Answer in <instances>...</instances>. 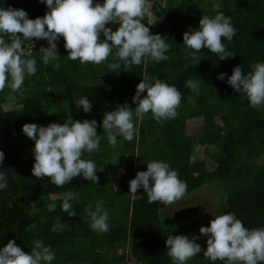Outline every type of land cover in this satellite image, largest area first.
Segmentation results:
<instances>
[{"label": "trees", "instance_id": "1", "mask_svg": "<svg viewBox=\"0 0 264 264\" xmlns=\"http://www.w3.org/2000/svg\"><path fill=\"white\" fill-rule=\"evenodd\" d=\"M103 2L94 0V4ZM148 2L152 3L153 23L149 27L147 15L141 22L150 28L151 35L159 34L171 45L165 53L169 59L156 62L145 57L141 65L127 72L120 61L118 72L109 71L108 63L117 62L115 49L101 65L81 64L67 57L65 41L60 37L59 69L52 61L45 65L43 53L34 48L31 58L36 60V74H25L22 91L13 94L6 87L0 92V151L5 154L0 172L7 182V187L0 189V248L15 239L18 246L31 253L34 241L40 240L55 254L51 264H126L128 260L137 264H174L167 254L168 236H199L195 243L202 251L187 264H223L203 256L209 237L201 235L200 228L210 226L212 218H202L201 212L165 215L163 212L171 205L150 204L142 186L135 194L130 192L129 182L138 172L147 171V163L152 161L168 163L178 172L179 179L187 184L185 196L217 183L225 196L217 209L219 215L234 213L249 230L264 228V106L252 108L246 94L237 93L227 83L236 66L240 65L247 75L254 64L264 63V0ZM223 4L231 14L236 34L231 42L226 38L222 42L235 57L221 60L207 48L193 57L183 46L184 33L199 30L202 16L214 18L222 12ZM8 6L25 10L30 19L42 18L49 11L40 0H0V7ZM106 27L115 31L119 22ZM100 38L105 37L101 34ZM37 42L49 46L46 40ZM221 73L225 74L223 80L218 79ZM145 78L151 83L160 79L177 88L182 94L177 116L158 123L149 112L143 120L134 119L138 128L134 139L129 142L118 135L112 147L102 127L104 114L125 103L134 110L137 105L132 97ZM190 79L199 83L198 92L185 86ZM10 94L15 100L7 99ZM146 95L147 91L141 98ZM80 98L92 103L90 112L75 106ZM70 117L98 123L99 149L91 154L84 152L81 157L94 161L98 179L86 180L81 175L57 187L50 178L32 176L35 158L30 150L35 142L23 133L22 127L27 123L63 125ZM197 117L203 119L201 146L221 143L220 153L213 156L205 147L204 155L194 158L186 121ZM135 142V150L123 148ZM116 149L122 152L118 164ZM209 159L215 160L212 169L206 165ZM69 191L75 196L72 204L76 216H69L60 207L61 194ZM97 202L108 213L106 233L93 231L84 211L89 204L95 210ZM191 218H196L194 223L182 224ZM58 221L65 223L64 228L53 232Z\"/></svg>", "mask_w": 264, "mask_h": 264}, {"label": "clouds", "instance_id": "2", "mask_svg": "<svg viewBox=\"0 0 264 264\" xmlns=\"http://www.w3.org/2000/svg\"><path fill=\"white\" fill-rule=\"evenodd\" d=\"M45 3L49 11L44 17L30 19L23 9L8 6L0 7V92L7 87L11 93L22 91L25 74H36V60L31 58L30 51L26 52L25 42L46 40L48 47L41 46L43 62L47 65L55 62L59 69L60 55L57 41L63 37L64 47L68 51L70 60H79L81 64L92 63L101 65L108 60L115 49V63H108L109 71L120 69L123 62L125 72L133 66H139L143 58L150 57L156 62L167 60L165 55L171 45L166 43L161 35H151L150 28L141 21L146 14L150 15L148 0H104L103 4L94 0H40ZM119 22L115 31L106 27L109 23ZM101 34L105 37L101 40ZM236 29L231 24V18L219 12L214 18L202 16L199 30H189L183 35V46L193 57L202 49L207 48L219 56L221 60L235 57L228 51L222 38L232 41ZM5 36L8 39H5ZM35 38V40L33 39ZM253 71L245 75L242 67L236 66L227 83L237 93L246 94L250 106L258 109L264 106V63H256ZM119 74V73H118ZM10 77V79H9ZM221 73L218 79L223 80ZM187 88L199 91L196 80L186 81ZM147 95L141 98V94ZM7 99L15 100L10 94ZM137 105L133 110L125 103L111 112L104 114L102 127L107 133L109 144L115 147L117 136L122 135L131 142L138 133L134 119L143 120L151 112L159 123L177 116V109L182 100V94L175 86L156 79L151 83L147 78L138 85L132 97ZM77 108L85 113L92 110V103L87 98H80L75 102ZM96 120L66 119L61 125L52 123L48 126H38L35 123L23 125V133L35 142L32 176L36 178H50V182L57 187H63L77 176L97 182L96 165L92 160L82 159L84 152L89 154L97 151L100 137L97 134ZM5 154L0 151V165L3 164ZM194 162L190 160V163ZM130 192L135 194L141 186L146 192L148 202H160L172 205L181 200L187 191V184L179 179L178 172L172 170L168 163L152 161L147 163V171L138 172L130 182ZM7 182L0 172V189H5ZM135 196V195H134ZM60 205L63 212L69 216H76L72 201L74 194L69 191L61 194ZM85 214L90 217V227L97 233L109 231L108 213L97 202L95 210L89 204ZM65 223L58 221L52 231H62ZM200 233L208 236L207 250L203 256L211 261H221L223 264H264V228L249 230L234 213L216 216L210 226L201 227ZM210 234V235H209ZM200 239L194 236L189 239L185 235H169L166 240L167 254L174 264H187V261L202 251L195 243ZM31 253L25 252L17 245L15 239L8 241L0 248V264H51L55 254L43 241H34Z\"/></svg>", "mask_w": 264, "mask_h": 264}, {"label": "rangeland", "instance_id": "3", "mask_svg": "<svg viewBox=\"0 0 264 264\" xmlns=\"http://www.w3.org/2000/svg\"><path fill=\"white\" fill-rule=\"evenodd\" d=\"M149 4H150V8H149L150 15L149 14H146V15L149 17L148 21L150 23L148 22V24H149V27H151L154 17L152 16V12L150 10L152 7V3H149ZM221 10L226 17L231 16L226 4H223V8H221ZM104 39L105 38H103V40ZM200 119L202 120V118H200ZM194 122H196V120H194ZM190 125H192V123H190ZM199 143L197 144L198 150L195 152L194 158H197V157L199 158V157H202L204 155L203 148H202L201 144H199ZM220 146H221V143H217L216 145H213V146H204V148L206 147L208 154H213V156H214V155L220 153L219 152ZM123 148L135 150L136 149V142H135V145L133 144L131 147L125 146ZM33 150L34 149L30 150V153L34 155ZM115 153H116V157H117L116 160H117V164H118V162L120 160L119 158L121 157L122 152L118 151L116 149ZM128 156H129V154H128ZM211 160L207 161L208 162V166H207L208 168H211L210 166L213 165V164H211ZM224 199H225V196L223 195L222 189L219 187V185L217 183L207 184V185L201 187L194 194L184 196L181 200L172 204L170 207H168L165 210V212H163V214L168 213L169 216L173 217V216H185V215L191 214L193 212H201V213H203L202 218H209L210 217V218L214 219L216 216H219L217 209H218V206L221 204V202L224 201ZM195 219L196 218L188 219L187 221H183L182 224H188L189 222L194 223ZM126 264H137V263H135L134 261L128 260L126 262Z\"/></svg>", "mask_w": 264, "mask_h": 264}, {"label": "crops", "instance_id": "4", "mask_svg": "<svg viewBox=\"0 0 264 264\" xmlns=\"http://www.w3.org/2000/svg\"><path fill=\"white\" fill-rule=\"evenodd\" d=\"M200 118H202V117L190 118L186 121V132H187V134H190L192 137L195 152L198 150L197 144L200 142V137L202 136L201 131H200V127L203 123V119L201 120ZM194 120H196V122H194ZM190 123H192V125H190ZM199 144H201V142ZM202 148L204 149L203 146H202ZM209 160H211V159H209ZM207 161H206V165L208 166ZM211 164H213V165L210 166L211 168L207 167L208 169H212L215 166V160L212 159Z\"/></svg>", "mask_w": 264, "mask_h": 264}, {"label": "built area", "instance_id": "5", "mask_svg": "<svg viewBox=\"0 0 264 264\" xmlns=\"http://www.w3.org/2000/svg\"><path fill=\"white\" fill-rule=\"evenodd\" d=\"M151 10V9H150ZM150 23V22H149ZM149 25V24H148ZM35 40V39H34ZM41 46H43L42 44H38V42L37 41H35V43H34V45L32 46V42H25V44L23 45V47L25 48V49H27L28 51H32V49H34V48H41Z\"/></svg>", "mask_w": 264, "mask_h": 264}]
</instances>
